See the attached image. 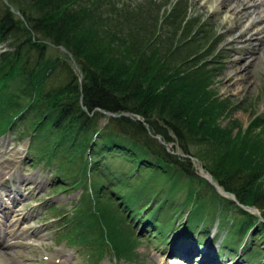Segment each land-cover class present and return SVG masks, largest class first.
Listing matches in <instances>:
<instances>
[{
	"label": "rangeland",
	"instance_id": "374dc122",
	"mask_svg": "<svg viewBox=\"0 0 264 264\" xmlns=\"http://www.w3.org/2000/svg\"><path fill=\"white\" fill-rule=\"evenodd\" d=\"M246 1L109 0L105 13L98 10L93 28L99 37H107L105 45L122 54H129L130 49L131 52L136 50L137 56H143L149 66L161 67L162 74L165 71L166 74L184 73L192 76L194 72H198L199 79H190L194 82L200 81L199 88L209 93V104H213L210 109H213L211 113L217 127L228 131L231 146L236 145L238 141V145L246 149L244 155L247 161L264 167V158L261 156L264 152V29L262 34L256 35L249 26L248 17L252 5L250 0ZM77 2V9L90 7L88 0ZM259 2L260 0L257 4ZM18 3V0H0V8L5 6L9 10V7H13L21 14ZM32 12L31 10L30 15L35 14ZM102 12L105 16L100 14ZM9 17L15 21L21 19L19 15L11 12ZM13 31L15 37V27ZM34 40L46 43L49 59H57L61 64L68 66L78 82L80 83V79L82 82L83 66L74 57L69 56L71 53L66 48L55 46L40 37ZM16 41L18 39L7 40L0 50H13L11 48L15 47ZM6 101V93H0V112L5 109ZM217 103L220 109L215 107ZM107 114L115 115L100 111L97 128L101 129L107 123L110 118ZM32 116L33 114L26 115L23 120L16 122L12 120L5 126V132L0 134V142L7 137V140H3L6 141L5 144L0 143V211L6 208L5 214L0 213V229L8 240L4 242L6 246L0 247L2 264H45L52 257L65 264H198L201 255L195 249L204 250L201 252L207 255L204 264H264V220H251L252 225H247L246 232L240 233L243 236L239 238L235 227L240 225L239 218L242 217L235 215L236 211L225 202L222 205L215 202L216 214L220 213L221 217H208L206 220L192 218L190 230L193 229V232L184 230L185 226H190V207H183L176 212L169 209L157 219L163 229L162 237L145 233L151 232V229L141 231L147 225V221L142 220L143 217L152 215L143 213L151 200L158 205L159 202L167 205L170 200L181 205L187 197V190L182 187L178 191L174 190L169 179H165L155 167L131 166L134 162L131 164V160L122 156L110 159L118 155L116 150L111 151L110 155L100 153L102 141L105 140L102 138L97 141L94 150L95 154H99L86 158L88 165L95 164L97 157V174L85 177L77 174L71 166L72 162L69 163L64 157L63 164H69L72 170H66L57 161L48 165L49 162L39 159L29 150L34 147L40 151L39 140L50 143L49 137L35 138L37 134L30 125ZM159 125L167 131L172 140L167 143L169 152L175 156L181 155L178 143L174 141L176 137L162 123ZM11 126L13 128H10ZM74 135L76 136L74 133L72 137ZM130 142L125 144L128 146ZM66 144L67 142L62 146L70 153L73 148L70 142ZM17 150L20 155L13 164H9L7 153ZM124 160L127 162H123ZM191 164L193 175L206 182L198 185L199 192L208 191L207 194L216 193L223 199L229 198L219 194L209 184L200 168L202 164ZM116 172L123 177L121 180L114 177ZM184 180L183 178L182 181L185 182ZM259 183L264 188V181L260 180ZM102 188L104 190H101ZM98 190L105 191L122 206L138 207L141 210L140 219L129 220L130 229L138 241L132 251L136 253L133 260L126 259L127 256L118 260L113 253L114 249L117 250L115 245L122 248L119 242L125 247L124 250L127 249L126 243L130 238L125 235L122 238L117 237V243L112 240L110 244L114 245V248L108 244L109 238H106L108 243L104 246V252L93 256L96 255L93 249L96 245L98 249L99 241H87L83 232H71L75 220H80L88 226L86 212L90 210L92 196L96 195ZM245 211L250 212L253 217L262 218L257 208ZM224 214L227 217H224ZM231 218L236 224L231 223ZM119 227L122 228V222ZM200 229H206L201 236L197 234ZM104 231H107L106 227ZM229 236L240 240L236 244L235 255L221 248L225 238ZM104 238L99 240H105ZM173 243L175 246L179 244V251L170 250ZM182 248L192 249L193 255L178 259L185 253L180 252ZM102 249L103 247L100 250Z\"/></svg>",
	"mask_w": 264,
	"mask_h": 264
},
{
	"label": "trees",
	"instance_id": "16d2710c",
	"mask_svg": "<svg viewBox=\"0 0 264 264\" xmlns=\"http://www.w3.org/2000/svg\"><path fill=\"white\" fill-rule=\"evenodd\" d=\"M18 1L24 22L10 18L5 6H2L3 10L0 8V45L7 40L18 39L15 47L11 48L13 50L0 55V93L7 95L5 109L0 112V134L5 132V126L12 120L16 122L33 114L30 125L37 134L35 138L49 137L50 143L39 140L41 150L31 147L30 151L39 159L49 162L48 165L57 161L66 170L73 168L84 177L98 173V165H95L97 157L95 164L88 165L86 158L99 154L94 152L96 143L105 139L100 153L110 155L111 151L116 150L118 155L110 159L122 156L131 160V164L134 162L131 166L155 167L165 179H169L174 190L178 191L182 187L188 192L181 205L170 200L167 205L159 202V206L151 200L143 212L152 213H146L142 219L147 221L144 229H151V232L145 231L146 234L162 237L163 229L157 219L169 209L176 212L183 207H190L191 219L188 223L192 224V218L206 220L208 217H221L220 213L216 214L215 202L221 205L225 202L236 211L235 215L242 217L239 218L240 225L235 227L237 236L239 234L241 238L252 225L250 221L255 222L257 218L230 199H223L216 193L207 194L208 191L199 192L198 185L206 182L193 175L191 161L167 152L163 145L151 137L158 135L165 143L172 141L167 131L159 125L162 123L176 137L174 141L183 155L198 160L224 191L233 195L242 206L257 208L264 220V188L259 183L260 180L264 181V167L247 161L244 155L246 149L239 146L238 141L236 145L239 149L236 145L231 146L228 131L217 127L211 113L213 109H210L213 104H209V93L199 88L200 81L195 83L190 79H197L198 72L193 73L195 76L184 73L172 75L165 71L162 74L161 67L149 66L143 56H137L136 50L131 52L130 49L129 54H122L105 45L107 37H99L93 26L98 10L104 13L108 10L109 0H88L90 7L81 9L76 8L77 0ZM31 10L34 15H30ZM14 27L15 37L12 34ZM103 34L106 35L105 32ZM37 37L66 48L83 66L82 82L81 79L78 82L68 66L57 59H49L46 43L35 41ZM215 107L220 109L219 103ZM97 110L112 114L129 113L142 119L146 125L127 117H110L100 129L97 128L100 115ZM74 133L76 136L72 137ZM237 138L241 139L239 135ZM244 139L245 136L243 142ZM129 141L127 146L125 143ZM65 142L66 145L70 142L73 148L70 153L62 146ZM263 155L264 152L261 155L264 158ZM63 157L69 163L72 162V168L69 164H63ZM117 173H114V177L121 180L123 177ZM92 201L90 210L86 212L88 226L75 220L71 232H83L87 241H99L98 249L97 245L93 249L96 253L93 256L104 252L108 238V244H112V240L117 243L115 239L125 235L130 238L125 242L127 249L124 250L125 247L119 242L123 250L115 245L117 250L114 249L113 253L118 260H133L136 253L132 251L138 241L130 229L129 220L140 219L141 210L122 206L105 191L98 190L92 196ZM121 222L122 228L119 227ZM231 223L234 225L236 221L231 218ZM191 224L188 228L185 226L184 230L193 232V229L190 230ZM104 227L107 231H104ZM205 230L200 229L197 234L201 236ZM103 238L105 240H99ZM238 241L235 236H229L221 248L233 254ZM124 256L127 257L122 258Z\"/></svg>",
	"mask_w": 264,
	"mask_h": 264
},
{
	"label": "bare ground",
	"instance_id": "6f19581e",
	"mask_svg": "<svg viewBox=\"0 0 264 264\" xmlns=\"http://www.w3.org/2000/svg\"><path fill=\"white\" fill-rule=\"evenodd\" d=\"M247 1H249V0H247ZM246 1V2H247ZM250 3H251V5H252V7H251V14L249 15V26L256 32L255 34L257 35V34H262L263 32V30L262 29H264V0H261L260 1V3L259 4H257V2H255V1H249ZM240 27V26H239ZM238 29V28H237ZM263 35V37H264V34H262ZM254 39V38H253ZM3 149V148H2ZM1 153H4V152H1ZM7 155H8V160H7V162L9 163V164H13L14 163V161L15 160H17V158H18V156L20 155V151L19 150H17V151H12V152H8L7 153ZM16 196H17V194H15ZM4 211H6V208H4L3 210H1L0 211V213L1 214H5L4 213ZM1 216H3V215H1ZM0 240H1V234H0ZM182 250V252H184L185 251V253L184 254H182V256L181 257H190L191 255H193V253H192V249H188V248H182L181 249ZM187 250H189V251H187ZM172 251V250H171ZM204 251V250H203ZM206 251V250H205ZM172 252H174V251H172ZM235 253L236 252H234L233 254L235 255ZM0 254H1V252H0ZM203 255L205 254V253H202ZM190 255V256H189ZM205 256V258L207 257V255H204ZM218 257H219V259H221L220 258V255H218ZM3 259V258H2ZM206 260V259H205ZM209 260V259H208ZM51 262L52 261H54V259L53 260H50ZM2 262V261H1ZM0 262V264H2ZM4 262V261H3ZM7 262V261H6ZM8 264H9V262H8ZM46 264V263H45Z\"/></svg>",
	"mask_w": 264,
	"mask_h": 264
},
{
	"label": "water",
	"instance_id": "95a60500",
	"mask_svg": "<svg viewBox=\"0 0 264 264\" xmlns=\"http://www.w3.org/2000/svg\"><path fill=\"white\" fill-rule=\"evenodd\" d=\"M11 11L13 12V10H11ZM61 49H62L65 53H67L66 50H64L63 48H61ZM69 56L72 57L70 54H69ZM111 116H112V117H117V115H111ZM121 116L128 117V118H132V116L129 115V114L118 115V117H121ZM157 139H158V138H157ZM158 140H159V139H158ZM190 159H191V158H190ZM207 176H208V179H209L210 184L213 185L214 189H215L219 194H221V195H223V196H225V197H229V198L233 201L234 204L239 205V203L236 201V199L233 197V195H230V194H228L227 192L222 191L218 186H216V185L213 183L211 176L208 175V174H207ZM246 209H247V208H246ZM250 210H254V209L249 208V211H250ZM255 211H256V210H255ZM257 213H258V212H257Z\"/></svg>",
	"mask_w": 264,
	"mask_h": 264
}]
</instances>
